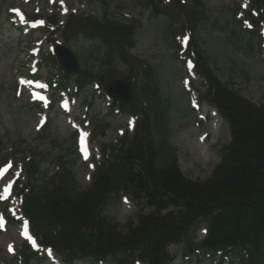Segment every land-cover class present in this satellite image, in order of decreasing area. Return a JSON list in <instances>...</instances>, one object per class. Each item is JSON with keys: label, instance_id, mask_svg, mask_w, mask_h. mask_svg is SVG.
I'll list each match as a JSON object with an SVG mask.
<instances>
[{"label": "trees", "instance_id": "16d2710c", "mask_svg": "<svg viewBox=\"0 0 264 264\" xmlns=\"http://www.w3.org/2000/svg\"><path fill=\"white\" fill-rule=\"evenodd\" d=\"M134 4L150 10V17L161 13L182 17L189 34L185 53L202 79L199 96L216 108L230 134L229 142L219 148L218 163L201 180L180 171L170 144V125L177 112L172 111L167 97L161 67L129 51L141 27L138 20L113 21L105 12L101 16L69 14L60 24L56 13L47 16L51 35L61 30L65 42L82 36L95 43L99 57L93 70L71 77L81 90L93 82L105 89L116 77L133 81L134 105H113L120 113L134 116V128L131 133L125 130L115 144L100 147L90 183L82 188L74 172L75 160L69 163L65 154L55 159L57 171L45 181L39 147L47 140L46 125L37 144L12 153L20 152L25 175L18 191L21 214L38 244L51 248L64 264L78 260L88 264H172L171 244L181 246L186 257L206 254L231 264H264V101L253 103L233 89L230 80L221 81L210 57L200 49L196 33L210 13L202 0H170L164 8L154 0H134ZM244 14L257 26L264 21V0H249ZM227 16L229 35L241 36L239 47L260 45L256 29L242 30L234 18L230 21L232 15ZM219 22L214 19L211 27H218ZM162 35L175 52L174 32L165 26ZM45 59L57 66L54 56ZM241 71L248 80L250 71ZM60 74V83L66 86L70 78ZM96 128L102 134L106 126L98 123ZM71 139L70 148L74 137ZM4 151L0 136V161L7 158ZM121 194L145 204L122 227L104 216L109 206L119 204ZM201 224L205 225L204 237L195 242L194 233ZM43 256L23 242L18 257L5 264H32Z\"/></svg>", "mask_w": 264, "mask_h": 264}, {"label": "rangeland", "instance_id": "374dc122", "mask_svg": "<svg viewBox=\"0 0 264 264\" xmlns=\"http://www.w3.org/2000/svg\"><path fill=\"white\" fill-rule=\"evenodd\" d=\"M154 1L160 8L170 3V0ZM202 1L210 13L208 22L196 33L200 40V49L210 57L221 81L230 80L233 89L251 102H263L264 23L249 28L248 23L243 21V16L235 8L237 5L247 8L248 0ZM230 10L235 13H230ZM105 12L109 20L139 21L141 27L137 30L135 42L129 51L141 60L160 65L172 111L177 112L170 125V144L174 148L179 169L188 178L204 179L219 161V148L229 142V130L228 133L224 131L222 121H225L218 114H214L212 109L215 108L197 95L198 89L201 90L202 80L190 69L187 58L180 50L186 39L182 17L175 14L169 16L166 13L150 17V10L138 8L134 0H106L104 3L101 0H0V136L5 142V153L10 154L27 145L33 147L40 141L36 142L39 132L49 124L47 140L55 139L57 143L52 144L45 140L39 147L43 158L40 170L45 174V181L48 182V178L57 171L58 164L55 159L60 154H65V160L69 163L75 160L74 172L78 184L85 188L93 174L92 162H96L99 157V147L115 144L124 130H132L130 115L111 109V99L95 86L82 89L76 94L73 87L75 80H71L66 93H56L58 96L55 97L53 109L49 108L52 98L50 91L47 90L43 101H38L31 95V91L42 87L45 80L54 79L57 82L58 75L56 68L42 62V56L51 52V39L44 30L45 24L42 27L39 22L33 24L32 17L41 15L43 18L57 13L59 21L64 23L69 13L101 16ZM227 14L232 15L230 21L234 18L238 22V28L256 29L258 39L259 35L261 37L260 45L255 43L253 49L239 47L241 36L229 35L230 26L225 25L229 19ZM216 18L220 20V27H211ZM165 26L174 32V42L178 46L175 52L168 45L170 40L166 41L162 35ZM53 38L59 43L64 42L61 32L52 36ZM65 45L76 55L82 69L93 70L99 57L94 49V40L80 36ZM244 68L250 71L248 80L243 77L241 69ZM60 98L62 101H69L68 114L61 113ZM194 102L198 104L196 109L191 107ZM44 120L47 121L46 124L39 128ZM98 123L106 126L102 134H98V129H95ZM75 130L88 140L87 154L80 149L81 156L76 154L77 138L73 140L70 148ZM80 140L81 138L78 139V144ZM20 156L18 151L13 157L10 156L6 161L9 169L0 180V183H4V188H0V264L12 260L24 241L22 229L26 223L19 215L20 201L13 194L3 200V189L14 181L12 179L25 180ZM121 196L119 204L109 206L104 216L122 227L137 211L144 209L145 204H137L129 196ZM204 229L205 225L201 224L195 231V242L204 237ZM168 253L174 259L172 264H229L226 259L206 254L185 257L178 244L169 245ZM57 256H47L32 264H59ZM197 258H200L199 262ZM72 264L88 263L78 260Z\"/></svg>", "mask_w": 264, "mask_h": 264}, {"label": "water", "instance_id": "95a60500", "mask_svg": "<svg viewBox=\"0 0 264 264\" xmlns=\"http://www.w3.org/2000/svg\"><path fill=\"white\" fill-rule=\"evenodd\" d=\"M55 53L61 68L68 74H84V71L80 69L78 61L71 50L65 46H56ZM107 94L115 101L122 102L124 104L133 105L134 89L130 81L123 79H113L106 87Z\"/></svg>", "mask_w": 264, "mask_h": 264}, {"label": "bare ground", "instance_id": "6f19581e", "mask_svg": "<svg viewBox=\"0 0 264 264\" xmlns=\"http://www.w3.org/2000/svg\"><path fill=\"white\" fill-rule=\"evenodd\" d=\"M212 110L214 111L215 115H217L215 109H212ZM203 111H205V109H203ZM222 123H223L224 131H226V133H228L227 124L225 122H223V121H222ZM82 145L84 146L85 145V142H82Z\"/></svg>", "mask_w": 264, "mask_h": 264}]
</instances>
